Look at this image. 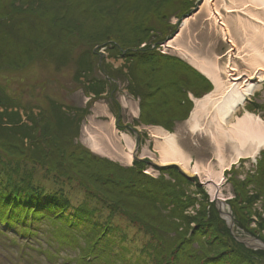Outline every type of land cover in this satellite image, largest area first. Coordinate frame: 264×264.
<instances>
[{
	"label": "rangeland",
	"instance_id": "obj_1",
	"mask_svg": "<svg viewBox=\"0 0 264 264\" xmlns=\"http://www.w3.org/2000/svg\"><path fill=\"white\" fill-rule=\"evenodd\" d=\"M202 2L150 0L149 5L146 0H0V21L6 26L0 29V86L10 103L23 114V121L27 114L34 115V139L44 149L33 152L29 141L24 146L13 141L10 144L0 141V199L8 189L6 174L14 171L17 181L41 191L57 208L71 207L73 219L79 221L86 217L82 215H95V222L114 228L119 236L117 248L121 245L123 254L116 261L114 254H110L90 264H134L136 260L141 264H194L196 253L193 249H204L205 246L190 243V236L195 232L200 234L203 228L197 226V221L188 222L186 217L199 218L202 213L210 217L208 224L223 225V228L220 226L222 236L233 234L215 198L199 176L186 173L188 177L171 165L151 168L145 160L128 164L119 153L123 143H119L116 136L129 134L141 145L154 149V127L167 129L165 125H153L143 119L142 96L132 91L133 78L127 68V51L130 49L139 52L142 49L155 55V62L151 57L143 59L142 63L133 59L131 66L138 67L142 74L138 77L150 75L146 82L157 81L160 77L155 71L168 62L171 71L176 68L188 82L198 78L214 88L211 79L182 53L172 48L163 49V42L173 36L175 30H180L181 24L175 13L183 14L196 4L190 11L195 16L184 27L176 44L196 55L198 60L215 62L221 76L225 77L223 68L228 62L231 46L208 20L204 8L200 9ZM163 7H167V13L172 11L169 22L161 18L165 15ZM220 8L224 16L228 15L223 7ZM225 18L233 19L229 15ZM231 28L239 46L251 39L250 28L247 27L246 35L238 29L237 22ZM85 61L90 62V67L83 69L80 66ZM235 62L243 74L248 71L247 63L239 59ZM93 82L105 84V92L99 96L91 93L88 84ZM174 82L181 88V106L175 110L176 105L165 104L161 105L162 109L158 104L155 109L152 102V111L159 113L155 115L161 120H167L169 114L176 119L173 130L168 131L178 134L179 143L193 165L210 164L213 171L218 172L220 165L209 136L193 134L188 129L187 121L197 97L185 86V79L177 77ZM189 101L192 103L190 110L187 107ZM246 104V109L264 119V86ZM187 110L188 115L183 118ZM64 113L66 118H74L71 133L57 130L54 115ZM57 117L62 119L63 116ZM112 121L117 133L107 139L100 127H110ZM92 136L105 147H111L109 139H114L112 146L117 148L115 146L119 145V152L100 154L94 151ZM225 158L228 160L229 155ZM260 167H264V149L255 159L241 158L224 173L222 198L226 205L229 204L228 212L232 211L233 205L237 207L236 213L232 211L235 220L240 216L238 204H234L235 181L242 182L255 176ZM142 173L146 178L141 176ZM150 178H163L172 183L177 187L172 193L185 190L195 203L179 210H183L182 214H176L162 209L161 204L159 209L157 203L144 201L145 193L139 189H149L147 181H152ZM257 184L254 180L246 188L252 189L250 193H253ZM258 197L250 209L252 214L250 210L247 211L249 214L241 213L245 221L235 233L242 238H258L264 243V229L259 233V225L264 224V199ZM200 209L203 212L197 215ZM36 225L37 234L26 240H14L11 231L3 233L0 229V264H83L79 254L80 250L85 252L88 227L73 230V243L63 244L57 234L54 236L58 229L53 224L45 221ZM215 229L212 228V234L216 233ZM165 240L174 241L172 250L179 256H169L166 246H162L166 244ZM23 243H28L26 251L20 247ZM117 251L119 253V249ZM254 257L264 264L263 254L258 252Z\"/></svg>",
	"mask_w": 264,
	"mask_h": 264
},
{
	"label": "trees",
	"instance_id": "obj_2",
	"mask_svg": "<svg viewBox=\"0 0 264 264\" xmlns=\"http://www.w3.org/2000/svg\"><path fill=\"white\" fill-rule=\"evenodd\" d=\"M146 2L151 5L150 0H146ZM195 5L196 4L190 6L183 14L177 12L174 15L178 18L179 21H181V18L184 15L189 14V12L194 8ZM166 9L167 7H163V13L165 15L161 16V18L162 20L169 22V17L171 16L169 15V13H171L172 11L168 10L167 13ZM174 26L177 25L175 24ZM5 27L0 21V29ZM19 31L20 29L16 33H18ZM146 46L149 47L148 44ZM140 50L141 52L134 51V49H130L127 51L129 53L127 56V63L129 64V66L127 68L129 70V73L131 74V77L133 78L132 91L137 95L138 93H140L142 96L141 105L144 111L143 119L146 123H150L153 125H165L167 130H173L176 119H174L170 114L167 119L169 122H167V120L159 119V117L155 115L159 113H155L152 111L151 103L153 102V106L155 109H157L158 104L160 106L170 104V106L172 107L176 105L175 110L180 107L182 101L181 98H179L181 88L174 82L177 77L185 79V86L190 88L193 94L198 98L212 91L213 87L211 84H208L205 81L201 82V80H198V78H196V81L188 82L183 73L176 68L175 70L171 71V65L168 62L164 64L165 66L159 67L157 69V72L155 71V73H158V77H160L157 81L146 82V80L150 78V75H145L141 78L138 77L142 76L141 71L138 69V67L135 66V68L131 65L133 64L134 58H137V61L139 63H142L143 59L151 57V61L155 62V60L153 59L155 55L149 52L145 53L142 49ZM80 67L83 69L89 68L90 62L85 61ZM88 88L90 89L91 93L99 96L105 92L106 85L100 82H93L92 84H88ZM173 94L176 95L171 96ZM187 107L188 110L191 109L192 103L190 101ZM1 108L3 110H1ZM188 110L186 111L183 118L188 115ZM27 112L28 111H26V113ZM57 115L63 116L62 119H58ZM22 116L23 114L19 111V109L15 107V105H12L10 103V99L4 94L3 88L0 86V141L6 142L8 144L13 141L16 144H21L23 146L25 145V143L30 142L31 150L33 152L36 150L38 152H42L44 149L40 147V145L34 139L36 126V122L33 118L34 115L27 114V121H25V119L23 121ZM54 117L56 120L57 130L59 132H72L75 125L74 118H66V113H64V115L55 114ZM17 124H19L18 127ZM142 174L141 176L146 178L145 174ZM151 180L152 181H147L149 189L139 190L140 192L145 193L144 201H147L149 203L153 201L157 203L159 209L161 208L159 207L161 204V206L164 207L162 209L169 210L171 213L175 212L176 214H182L183 210L182 212H179V210L185 209L187 206L195 203L194 199H191L190 196L185 194V190L179 191L177 193H172L176 192L173 190L177 187H175L172 183L167 182L163 178H160L158 180ZM254 180L258 184L255 188V192L250 193L252 189H247L246 187L247 185L252 184V181ZM0 185L2 184L0 183ZM6 185L8 186V189L2 196V199H0V224L9 226L11 229H13V231L16 233L15 235H17L18 237L37 234L38 229L36 223L48 221L50 224H53L56 229H58L54 232V236L57 234L58 238L60 240H63V244H70L73 243V240L71 238L73 230L88 227V231L85 233V240L87 241L84 247L85 252L81 253L80 250L79 254L81 262L83 264H90L94 262V260L98 259L100 261L105 256H109L110 254V256L114 254L113 260L116 261L118 257H121V255L123 254L124 248L121 245L117 248V244L119 243L117 242L119 236L116 234L115 229L108 225H102L98 221L95 222V215H82L81 217H86L82 220L80 219L79 221L78 219H73V214L70 212L71 207H68L67 209L57 208L51 201H49L42 195L41 191H39L38 189L32 190L31 188H28V186H24L19 181H17L16 173L14 171H10L6 174ZM234 188L236 198L235 203H233L235 205L238 204L237 206L240 210L239 219L238 217H236L237 221L235 220L236 227H238L243 224V221H245V216L241 215V213L243 214L249 211L253 206V202H255L259 198L258 196H262L264 199V167H260L257 171V174L255 176L249 177L246 181H235ZM27 193H29V195H27ZM183 198H185V201L183 200ZM209 205L211 208L215 207L213 203H210ZM232 211L236 213L237 207L233 205ZM202 212L203 210L201 211L200 209L197 215ZM249 212L251 213V210ZM249 212H247V214H249ZM186 218L188 222L197 221V226L199 228H203V231L200 234L199 232H197V235L195 234V232L190 236V243L193 242L205 246L204 249H193V252L196 253L194 264H261L258 260L255 259L254 254L260 252L264 255V250L254 251L253 249L246 247L244 244L236 240L232 232V235L226 234L222 236L220 226L223 228V225L221 223L219 225V223L217 224V222L214 221L215 226H213L211 223L208 224L209 221L207 220H209L210 217L208 218V216H205L204 213H202L199 218ZM64 225L66 226L65 228H63ZM212 228H216L215 234L211 233ZM259 228L260 233L261 230L264 229V224H260ZM3 231L5 230L1 229V232ZM63 232L66 233V235L63 234ZM251 234H255V232H251ZM164 242L166 244H162V246H166V251L167 253H169L170 257H173V255H180L177 254V251L175 252V250H172V242L174 241L169 242L165 240ZM116 248L119 249V253ZM120 249L122 250L121 252ZM133 263L141 264L142 262L136 260L133 261Z\"/></svg>",
	"mask_w": 264,
	"mask_h": 264
},
{
	"label": "bare ground",
	"instance_id": "obj_3",
	"mask_svg": "<svg viewBox=\"0 0 264 264\" xmlns=\"http://www.w3.org/2000/svg\"><path fill=\"white\" fill-rule=\"evenodd\" d=\"M220 7L234 20H226L228 15L224 16ZM202 8L207 12L208 20L221 31L225 41L231 46L227 53L228 62L223 68L224 78L215 62L198 60L196 55L176 44L184 27L195 16L194 12L183 19L179 32L163 44L166 49L172 48L182 53L214 84L212 91L203 97L194 98L195 108L187 124L191 133L209 136L215 147L220 170L213 171L210 164L193 165L191 158L179 143L178 134L163 127H154L152 131V136L156 138L154 149L145 144L141 145L126 133L120 136L116 134L120 139L119 143H123L122 150L119 145L113 148L114 139H109L111 148L99 143L96 136L91 137V147L100 154H112L120 150V155L128 164L145 160L151 168L171 165L191 176H199L212 198H215L216 203L219 202L223 217L229 221V206L224 202L221 192L225 180L224 173L241 158L255 159L264 149V119L246 109V103L264 86V0H221V5H218V0H203L200 9ZM236 22L243 35L247 34V27L250 28L251 39L244 46L236 44L231 28ZM235 59L247 63L248 71L245 74L239 70ZM242 110L243 114L239 115ZM100 129L107 139L117 133L113 121L112 126H101ZM227 155L228 160L225 158Z\"/></svg>",
	"mask_w": 264,
	"mask_h": 264
},
{
	"label": "water",
	"instance_id": "obj_4",
	"mask_svg": "<svg viewBox=\"0 0 264 264\" xmlns=\"http://www.w3.org/2000/svg\"><path fill=\"white\" fill-rule=\"evenodd\" d=\"M179 30H177V32H178ZM184 175H186V176H188V177H190L189 175H187L186 173H184V172H182ZM219 204V202H217V205ZM218 209H219V211H220V213L222 214V212H221V210H220V208H219V205H218ZM229 214H230V216H231V220L230 221H227V223H228V225H229V227H230V229H231V231H232V233L234 234L235 233V220H234V217H233V213H232V211H229ZM224 219H226V218H224ZM236 234V233H235ZM234 234V235H235ZM237 235V234H236ZM238 236V235H237ZM236 236V238L240 241V242H242V243H244L247 247H249V248H251V249H263L264 250V243L261 241V240H259V239H257V238H255V237H250V238H242V237H237Z\"/></svg>",
	"mask_w": 264,
	"mask_h": 264
}]
</instances>
